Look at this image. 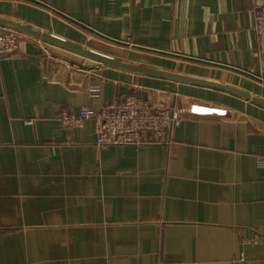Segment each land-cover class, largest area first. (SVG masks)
<instances>
[{"label":"crops","instance_id":"obj_1","mask_svg":"<svg viewBox=\"0 0 264 264\" xmlns=\"http://www.w3.org/2000/svg\"><path fill=\"white\" fill-rule=\"evenodd\" d=\"M35 1L0 18L68 46L0 23L23 38L0 60V264H264V0ZM128 94L176 110L170 145L60 125Z\"/></svg>","mask_w":264,"mask_h":264},{"label":"built area","instance_id":"obj_2","mask_svg":"<svg viewBox=\"0 0 264 264\" xmlns=\"http://www.w3.org/2000/svg\"><path fill=\"white\" fill-rule=\"evenodd\" d=\"M253 18L256 52L261 56L264 55V4L254 7ZM22 40L14 30H0V60L5 55L20 51ZM87 119L93 121L97 149L130 144L168 146L172 142L173 128L180 122L173 108H154L148 100L136 94L112 99L98 110L81 106L74 113L63 108L58 118L60 125L66 128L79 127Z\"/></svg>","mask_w":264,"mask_h":264},{"label":"water","instance_id":"obj_3","mask_svg":"<svg viewBox=\"0 0 264 264\" xmlns=\"http://www.w3.org/2000/svg\"><path fill=\"white\" fill-rule=\"evenodd\" d=\"M31 1H34V2H37L35 0H31ZM39 3V2H37ZM39 4H42V3H39ZM43 5V4H42ZM46 6V5H44ZM58 12V11H56ZM60 15H62L63 17L71 20L72 22H75L76 24L82 26L83 28L95 33V34H98L99 36H102L103 38H106L112 42H116L118 44H124L126 46H132V47H136V48H141V47H138L136 45H130L128 43H124V42H121V41H116V40H113V39H110L108 37H105L104 35H101L100 33H98L97 31H94L93 29L89 28V27H86L85 25H82L81 23H78L77 21H75L74 19H71L70 17H67L66 15H64L63 13H60L58 12ZM0 23H4L6 25H9L11 26L12 28L14 29H17V30H20L22 32H25L27 34H30V35H33V36H37V37H40L46 41H50V42H53V43H57V44H60V45H64V46H68V45H65L59 41H56L52 38H49L45 35H41L35 31H32L30 29H27L26 27H23L17 23H14L13 21H9V20H6V19H2L0 18ZM71 49H74V48H71ZM76 51H79L78 49H74ZM89 57H92V58H95V59H98V60H101V61H104L106 63H110V64H113V65H118V66H121V67H126V68H130V69H136V70H141V71H145V72H152V73H155V74H159V75H162V76H165V77H170V78H177V79H183V80H187V81H193V82H198V83H205L203 81H199V80H194V79H190L188 77H181V76H178V75H173V74H169V73H164V72H158V71H154V70H150V69H145V68H141V67H135V66H132V65H128V64H125V63H121V62H118L114 59H111V58H107V57H104V56H99V55H96V54H93V53H90V52H81ZM257 78V77H256ZM219 86V85H218Z\"/></svg>","mask_w":264,"mask_h":264}]
</instances>
